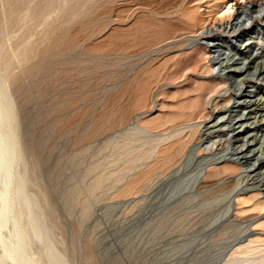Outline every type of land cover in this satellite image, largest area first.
I'll return each mask as SVG.
<instances>
[{"label": "rangeland", "instance_id": "374dc122", "mask_svg": "<svg viewBox=\"0 0 264 264\" xmlns=\"http://www.w3.org/2000/svg\"><path fill=\"white\" fill-rule=\"evenodd\" d=\"M236 1L227 32L218 0H0L2 233L24 264H225L247 244L228 248L263 213L264 13Z\"/></svg>", "mask_w": 264, "mask_h": 264}, {"label": "bare ground", "instance_id": "6f19581e", "mask_svg": "<svg viewBox=\"0 0 264 264\" xmlns=\"http://www.w3.org/2000/svg\"><path fill=\"white\" fill-rule=\"evenodd\" d=\"M218 1L222 2V3H220L222 5L224 3L228 4L230 2L232 4V6L230 8H227L226 4H225L224 7L222 6L221 10L223 12H222V14H220L221 17L218 18L221 21H224L223 22L224 23V29H226V31L229 32V30H228L229 27L231 28L233 26V22L238 19V16H239L240 13L245 11V9L247 7V4H249V2H247V4H241L240 2H237V1L233 2L234 0H218ZM252 2H256L257 5L259 3L260 4V11L259 12L261 14L264 13V5L262 4L264 2V0H252ZM260 21H264V20L260 19ZM195 29H197V28H195ZM194 31H193V33H194ZM198 31H199V29H198ZM235 31H236V29H235ZM232 32L236 33V32H234V30ZM207 34H208V31L206 32V31L202 30V31H200L197 34V36L195 38H197V40L201 39V40L205 41L206 48L210 49L213 41L217 40V35L213 36L214 38L210 41V40H207V37H205V36H207ZM229 34L231 35L232 33H229ZM198 43H199V41H198ZM208 49H206V50H208ZM216 59H217L216 57H211L209 60L212 62L211 64H214ZM211 76H214L213 72L211 73ZM221 87H223V85ZM225 88H226V90H230L228 88V86H225L224 89ZM221 89L223 90V88H221ZM2 108H0V199H1V203H0L1 204V206H0V248H2L0 250V264H6L8 261L21 262L22 264H24V262L21 261V259H20L21 251L23 253V250H21V247H20V241H21L20 238L23 237L22 232H20V234H19L20 238L17 237L14 241L6 240L4 238V236H3V233H2L3 232V228L7 224L8 216L12 212V208H11L12 203H11V197H10V194H11V192H10V188L11 187L10 186H11V182H12V176H11V173H12L11 171L12 170H11V168H12L13 155L16 152L14 149H12L10 147V138H13L14 135L12 137V136H10L8 134H5L3 132V126H2L3 118L1 116ZM12 142H13V140H12ZM14 145H15V143H14ZM217 160H218V158H217ZM226 160H228V159H226ZM215 162H216V160H215ZM216 164H218V163H216ZM238 164H239V162H238ZM208 173H209V169L204 171L203 175L205 176ZM250 190L255 191V190H257V188H250V189L249 188H245V189L243 188V189H238L237 192L235 191L236 193L233 194L231 199H230V205L227 206V214H230V216L234 215L233 210H235L234 206H235V203H236V200H235L236 198L235 197L239 196L241 193H246V192H248ZM257 194H262L263 195V197H262L263 200L259 199L260 197H257ZM233 198H234V200H233ZM255 200H257L256 202H258L257 203V207L259 209H262L263 213H259V215L254 217L251 221H248L249 223H247L248 224L246 226L247 228L244 227V228H246L245 236L242 237V238L239 237L238 240H237V238H238L237 237L236 240L234 241V243L228 247V248L231 249L234 246L239 245L243 241H248L247 244H245L243 246H240L236 250H234L233 252L236 255L233 254V256H231V258L225 264H264V230H260L259 231L260 232L259 233L260 237H258L257 239H253V238L252 239H248L251 236H254L256 234L255 231H253L254 229L253 228L251 229V225L254 224L256 221L260 220L261 221V226L264 228V190L255 194ZM15 225H16V223H15Z\"/></svg>", "mask_w": 264, "mask_h": 264}]
</instances>
